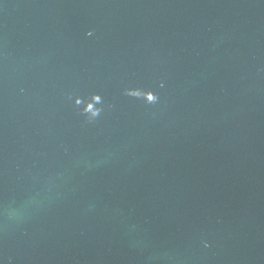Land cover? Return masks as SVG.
<instances>
[{"label": "water", "instance_id": "95a60500", "mask_svg": "<svg viewBox=\"0 0 264 264\" xmlns=\"http://www.w3.org/2000/svg\"><path fill=\"white\" fill-rule=\"evenodd\" d=\"M0 264H264V0H0Z\"/></svg>", "mask_w": 264, "mask_h": 264}]
</instances>
